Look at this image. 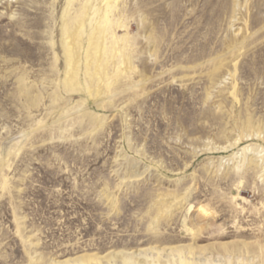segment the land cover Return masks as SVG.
Segmentation results:
<instances>
[{
	"label": "rangeland",
	"instance_id": "1",
	"mask_svg": "<svg viewBox=\"0 0 264 264\" xmlns=\"http://www.w3.org/2000/svg\"><path fill=\"white\" fill-rule=\"evenodd\" d=\"M104 7L0 0V264H264V0H114L70 83Z\"/></svg>",
	"mask_w": 264,
	"mask_h": 264
},
{
	"label": "bare ground",
	"instance_id": "2",
	"mask_svg": "<svg viewBox=\"0 0 264 264\" xmlns=\"http://www.w3.org/2000/svg\"><path fill=\"white\" fill-rule=\"evenodd\" d=\"M69 1H71V0H69ZM87 3H85V4H87ZM113 7H114V0H105V7H104L105 10L104 11L102 10L103 12L101 11L102 13L99 14L97 17L93 16V17H91L89 19L90 26H89V30L88 31L86 30L87 32L85 33L86 47L83 50V52L81 51L82 44H83V37H84V35H83L84 32L82 31L83 30L82 27L85 25V22H86L85 21L86 20L85 17H86L87 12L86 11H82V12L78 13L76 15L75 19H74L73 27L71 29L65 28V31L63 30L64 31V37L62 38V41H64L63 40L64 38L66 40L67 39L69 40L68 43L66 44V46L64 45V54H65L66 59L68 61L67 62L68 63V68L71 71V73L69 75L70 83H71V81H72V83L76 82V78H77V74H78L77 71L79 69V63H80V60H81V56L80 55H82V53H84L83 56H84V59H85V63H84L85 64V69L86 70L92 69V64H93V66L95 68L94 69L95 72H93V73H96V71H99L98 70L99 68H101V70L104 71L105 68L103 69V67H104V64L107 61L106 58H108L109 56H111L113 54V51L115 50V46H116L115 43H116V41H118V39L121 38V39L124 40L125 43H128L127 39L124 38V36L126 34H123L122 36H116L114 34V29H113L114 19H113V17H111V12L113 10ZM96 11H95V13H96ZM65 17H66V15H65ZM63 43L65 44V42H63ZM102 78L103 77H101V79ZM236 141L237 140H235L233 144H235ZM248 148H249V146H245V147H243V150H246V149L248 150ZM255 151H256V149H255ZM250 162H253V161L250 160ZM224 246H226V245H224ZM90 257H92V256H90ZM97 258H99V257H97ZM99 259H101V258H99ZM78 260H79V258L75 259L74 262L76 263ZM122 260H123V264H133V262L127 257H124ZM62 262H65V261H62ZM182 264H193V263H191V261L189 262L187 259H182Z\"/></svg>",
	"mask_w": 264,
	"mask_h": 264
}]
</instances>
